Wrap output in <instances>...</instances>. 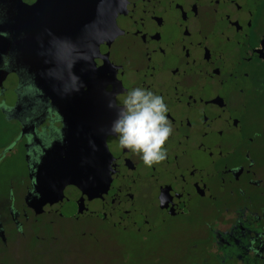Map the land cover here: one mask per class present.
Listing matches in <instances>:
<instances>
[{
  "label": "flooded vegetation",
  "instance_id": "1",
  "mask_svg": "<svg viewBox=\"0 0 264 264\" xmlns=\"http://www.w3.org/2000/svg\"><path fill=\"white\" fill-rule=\"evenodd\" d=\"M41 2L18 4L19 45L27 40L33 50L17 61L36 67L38 110L56 116L68 94H89L99 84L102 56L117 106L133 88L152 91L167 105L172 132L166 159L151 167L126 150L137 161L136 203L148 221L115 246L93 228L65 230L78 206L92 202L90 193L107 206L103 212L122 202L115 143L93 153L63 132L22 134L0 105V133L15 130L0 147L8 149L0 167L16 155L23 168L11 177L0 169V264H77L76 249L92 237L113 251L124 247L119 264H264V0H64V19ZM60 25L64 49L56 48ZM0 27L6 37V25ZM6 54L2 44L0 66ZM54 141L67 157L53 158L52 171L64 169L66 180L55 186L49 208L35 175L42 149ZM137 241L140 259L131 248ZM115 255L99 252L85 264H118Z\"/></svg>",
  "mask_w": 264,
  "mask_h": 264
},
{
  "label": "water",
  "instance_id": "2",
  "mask_svg": "<svg viewBox=\"0 0 264 264\" xmlns=\"http://www.w3.org/2000/svg\"><path fill=\"white\" fill-rule=\"evenodd\" d=\"M44 1V0H40ZM49 1L47 7L51 9V16L58 19L65 16L64 0ZM41 2V3H42ZM19 0H0V26L6 25L7 36L0 37V46L7 51V58L0 66V105H6L10 120H16L21 125V133H31L34 136L45 138L54 132H63L75 138L74 145H89L90 152H97L98 145L115 143V156L118 161V170L115 174L116 188L120 192L121 203H111V209L103 212L102 203L97 192L90 193L91 203L79 205L75 217L65 224L69 233L77 230L93 228L102 238L115 246L121 245L144 226L148 221L147 214L136 203V194L140 182L137 161L127 156L126 150L119 148L118 139L108 133V126L116 118V112L108 107L109 101L117 105L119 98L114 76L108 68L105 58H99V84L89 94H68L65 103L66 109H57L56 116L50 110H38L39 103L36 86V67L21 68L18 65V55L23 51L33 50V46L26 40L24 48L20 47V30L18 23ZM41 6V5H40ZM65 24L63 20L61 22ZM73 22L74 38L81 33ZM0 27V31H1ZM57 49L66 48V28L60 25L57 28ZM2 39V43H1ZM103 70V72H102ZM97 77H95V80ZM92 78H89V82ZM43 103V101H40ZM101 137V138H100ZM104 138V141L103 139ZM93 141L96 150L90 146ZM3 149L0 153L7 151ZM107 152V150H106ZM64 160L67 149L58 142L42 149L36 167V189L41 190L46 197L49 208L56 198L55 186L66 180L64 169L52 171L53 158ZM54 179V182L52 181ZM96 199V200H95ZM83 206V207H82ZM87 213L83 214V212Z\"/></svg>",
  "mask_w": 264,
  "mask_h": 264
},
{
  "label": "clouds",
  "instance_id": "3",
  "mask_svg": "<svg viewBox=\"0 0 264 264\" xmlns=\"http://www.w3.org/2000/svg\"><path fill=\"white\" fill-rule=\"evenodd\" d=\"M108 107L116 112V118L108 126V133L118 139L121 150L139 155L147 167L166 159L167 151L163 145L172 128L162 96L136 87L126 94L122 105L117 106L110 100ZM89 144L95 151L94 142L89 141Z\"/></svg>",
  "mask_w": 264,
  "mask_h": 264
},
{
  "label": "rangeland",
  "instance_id": "4",
  "mask_svg": "<svg viewBox=\"0 0 264 264\" xmlns=\"http://www.w3.org/2000/svg\"><path fill=\"white\" fill-rule=\"evenodd\" d=\"M2 126H4V124L0 122V130L2 129ZM14 131L15 130L11 128V131L7 134L0 133V147L6 145L9 142ZM2 162L3 163L1 164V167H0L2 175L11 177L13 173H17L18 175L22 174V169H23L22 161L21 159L17 158L16 155H8L4 157V160ZM2 186H3V181H0V189H2ZM137 244H139L138 241L136 242L135 245L131 246V248H133L134 258L140 259L142 255L140 252H136ZM121 248H124V247H121ZM121 248L119 250L113 251V249H110L109 247L103 245V243L99 239L93 238V237L88 238L75 251V254L76 255L78 254L77 264H85V262L88 260H92L96 262V259L98 258V256L96 255L99 252H100V255H103L104 253V255H106L111 260H113V255L115 253L116 255L114 256V258L116 262L118 263L117 258L123 256L125 252V250ZM138 264H142V262L139 260Z\"/></svg>",
  "mask_w": 264,
  "mask_h": 264
}]
</instances>
